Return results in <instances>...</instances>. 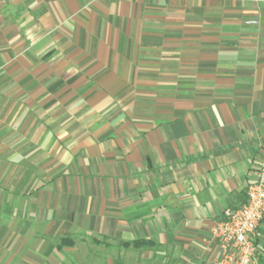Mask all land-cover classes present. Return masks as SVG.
<instances>
[{"label":"crops","instance_id":"obj_1","mask_svg":"<svg viewBox=\"0 0 264 264\" xmlns=\"http://www.w3.org/2000/svg\"><path fill=\"white\" fill-rule=\"evenodd\" d=\"M263 164L264 0H0V264H218Z\"/></svg>","mask_w":264,"mask_h":264},{"label":"built area","instance_id":"obj_2","mask_svg":"<svg viewBox=\"0 0 264 264\" xmlns=\"http://www.w3.org/2000/svg\"><path fill=\"white\" fill-rule=\"evenodd\" d=\"M246 194V203L227 208L211 227L219 246L218 264H259L256 234L264 220V164Z\"/></svg>","mask_w":264,"mask_h":264},{"label":"trees","instance_id":"obj_3","mask_svg":"<svg viewBox=\"0 0 264 264\" xmlns=\"http://www.w3.org/2000/svg\"><path fill=\"white\" fill-rule=\"evenodd\" d=\"M128 245L139 249V248L147 246L148 244L146 242H137V243H134V244H125V246H128Z\"/></svg>","mask_w":264,"mask_h":264}]
</instances>
